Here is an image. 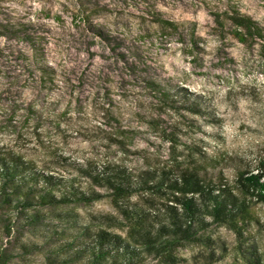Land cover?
Here are the masks:
<instances>
[{"label":"rangeland","instance_id":"1","mask_svg":"<svg viewBox=\"0 0 264 264\" xmlns=\"http://www.w3.org/2000/svg\"><path fill=\"white\" fill-rule=\"evenodd\" d=\"M83 1L106 9L90 28L73 20L79 0L0 1V155L21 156L104 195L82 171L117 165L136 179L148 166L167 162L171 135L185 160L201 152L208 179L234 188L239 174L258 169L264 162V56L259 46L248 50L222 38L213 15L237 10L264 27V0ZM152 13L181 31L164 34ZM150 82L168 92L177 109L161 104ZM122 130L135 137L129 152L110 140ZM132 203L145 206L139 197ZM249 205L254 220L243 237L213 226L214 244L182 250L180 264H248L254 255L264 261V204ZM65 209L64 224L46 217L50 227L21 229V238L16 232L6 237L0 227V248L14 250L12 264H50L66 245L83 249L86 229L120 217L108 198ZM73 253L60 262L86 264Z\"/></svg>","mask_w":264,"mask_h":264},{"label":"trees","instance_id":"2","mask_svg":"<svg viewBox=\"0 0 264 264\" xmlns=\"http://www.w3.org/2000/svg\"><path fill=\"white\" fill-rule=\"evenodd\" d=\"M79 1L80 11L73 20L83 21L90 28L92 20L106 9ZM152 14V24L164 34L181 31V25ZM213 17L222 38L231 36L248 50L259 46L264 56V27L256 20L237 10L216 13ZM4 29L9 33L18 32L10 27ZM91 30L110 42V36L94 27ZM149 86L159 93L161 104L177 109L168 92H161L155 82H150ZM188 108L196 115L202 114L198 109ZM152 127L156 128L155 124ZM132 134V131L122 130L110 140L121 151L129 152L135 138ZM177 138L171 135L169 139L173 151L167 162L148 166L136 179L125 167L117 165L99 172L97 168L82 171L94 186L107 191V195L94 188L84 190L74 179L67 182L49 171L39 170L21 156L0 155V227L4 235L11 238L16 232L21 238V229L37 230L47 227L53 220L64 224L68 217L65 208L89 206L108 198L120 217H108L96 231L86 229L88 243L83 249L75 251L71 245H66L50 259V264H68L67 260H60L73 251L75 260H84L86 264H145L149 257L157 264H180L182 250L214 244L212 236H208L213 226L225 227L243 237L248 224L254 220L249 202L255 200L264 204V162L254 171L239 174L236 187L232 188L220 179L204 177L207 169L201 152L195 155L191 151L189 160H185L176 146ZM191 159L198 163H192ZM235 190L241 192L242 197ZM136 197L142 198L145 206L134 205L132 199ZM46 217H49L48 223H45ZM22 248L25 254L30 252L28 246ZM13 252V249L1 247L0 264H12ZM215 254L211 256L215 258ZM248 264H264V261L254 255Z\"/></svg>","mask_w":264,"mask_h":264}]
</instances>
